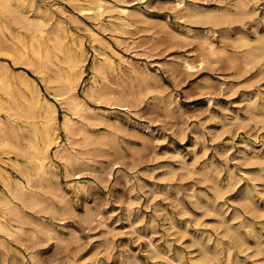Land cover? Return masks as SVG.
I'll return each mask as SVG.
<instances>
[{
  "label": "rangeland",
  "instance_id": "obj_1",
  "mask_svg": "<svg viewBox=\"0 0 264 264\" xmlns=\"http://www.w3.org/2000/svg\"><path fill=\"white\" fill-rule=\"evenodd\" d=\"M107 1L129 8V25L83 14L91 0H25L48 33L37 54L34 33L0 11V34L31 62L14 71L58 112L45 205L23 208V234L0 233V264H264V55L252 61L264 0ZM69 53L88 107L70 140L49 69Z\"/></svg>",
  "mask_w": 264,
  "mask_h": 264
},
{
  "label": "bare ground",
  "instance_id": "obj_2",
  "mask_svg": "<svg viewBox=\"0 0 264 264\" xmlns=\"http://www.w3.org/2000/svg\"><path fill=\"white\" fill-rule=\"evenodd\" d=\"M24 1L0 0V11L12 17L26 30L34 33L31 48H33L36 54L41 53L45 49L42 46V41L46 38V35L48 36L44 28V20L30 16L29 12L34 10L39 12L40 8L35 9L32 2L26 6ZM91 1L93 5L87 8L80 7L83 14H88L98 19L104 12L114 11L118 14L116 18L120 20V23L130 24L128 19L133 15L128 7L111 4L107 0ZM216 12L218 13L219 11L217 10ZM91 32L94 36H98L97 32ZM15 38L20 39V36L16 35ZM259 41L260 46L258 50L252 53V61L264 55V39L261 38ZM206 44L211 52L215 51V46L211 42H207ZM109 47L114 51L111 45ZM25 57V53H21V51L15 49L14 43L11 42L8 36L4 33L0 34V233L5 234V238L6 236L14 237L24 233L22 226L24 224L23 208L34 209L45 205V201L42 199L39 190L44 188L42 180L49 174L50 150L53 144L56 143V137L54 136L58 113L56 105L49 99H41L37 89L39 86H36V88L24 74H17L14 71V64H31V62L25 61ZM52 61L55 62V60ZM82 62L81 59L69 53L67 55V68L64 69L57 64L49 68L57 76V80L62 83V86L58 90L60 92L56 94V99L64 100L63 102L67 104L70 110L71 115L65 114L63 122L69 140L73 139L74 136L83 130V127L72 118V115L82 116V112L88 109L79 98L77 92V87L83 73ZM184 64L188 69L194 68V65L188 60H185ZM46 68L47 66L40 65L37 72L46 73ZM103 90L104 88H101L100 92L105 94ZM123 107L129 109V106L125 105ZM20 157L23 158L24 162L19 161ZM61 157L69 162L79 163L78 157L72 154L71 151L70 153L64 152ZM8 166L17 169L24 180H14L11 172L6 168ZM6 215L13 216L12 220L15 221V224L13 221H4L2 217ZM33 235L38 234L37 232H33ZM0 245H5V241L1 240V238ZM214 260L220 261L218 259ZM239 260L241 261V259Z\"/></svg>",
  "mask_w": 264,
  "mask_h": 264
}]
</instances>
